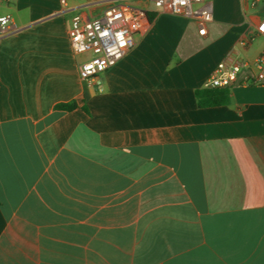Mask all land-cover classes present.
<instances>
[{
	"label": "crops",
	"instance_id": "1",
	"mask_svg": "<svg viewBox=\"0 0 264 264\" xmlns=\"http://www.w3.org/2000/svg\"><path fill=\"white\" fill-rule=\"evenodd\" d=\"M66 1L0 0V264H264V85L195 97L264 51V0H205L204 36L152 0ZM121 1L146 30L82 80L72 18Z\"/></svg>",
	"mask_w": 264,
	"mask_h": 264
},
{
	"label": "built area",
	"instance_id": "2",
	"mask_svg": "<svg viewBox=\"0 0 264 264\" xmlns=\"http://www.w3.org/2000/svg\"><path fill=\"white\" fill-rule=\"evenodd\" d=\"M156 11L173 15H185L199 23L198 33H207V24L213 21L212 10L203 6L205 0H152ZM67 6V1L62 0ZM200 5L199 8H194ZM148 10L127 1L109 4L96 18L73 16L69 41L75 55L89 54L79 65L82 80L92 82L100 74L114 67L135 46L149 23ZM11 28V17L0 16V32ZM245 86L264 85V51L254 64L247 61L220 62L206 81L205 88H231L240 82Z\"/></svg>",
	"mask_w": 264,
	"mask_h": 264
},
{
	"label": "trees",
	"instance_id": "3",
	"mask_svg": "<svg viewBox=\"0 0 264 264\" xmlns=\"http://www.w3.org/2000/svg\"><path fill=\"white\" fill-rule=\"evenodd\" d=\"M195 97L200 108L222 106L229 103L231 98L230 88H199L195 90ZM77 103L69 102L57 105L58 109L72 111Z\"/></svg>",
	"mask_w": 264,
	"mask_h": 264
}]
</instances>
